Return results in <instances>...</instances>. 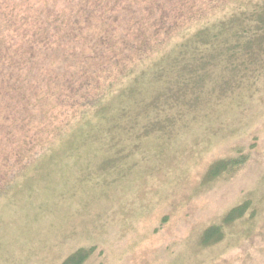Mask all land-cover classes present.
<instances>
[{"label":"rangeland","instance_id":"obj_1","mask_svg":"<svg viewBox=\"0 0 264 264\" xmlns=\"http://www.w3.org/2000/svg\"><path fill=\"white\" fill-rule=\"evenodd\" d=\"M259 1L187 28L178 0H0V264H264V43L233 64L179 52ZM135 2L147 45L123 14L108 39L104 10Z\"/></svg>","mask_w":264,"mask_h":264},{"label":"trees","instance_id":"obj_2","mask_svg":"<svg viewBox=\"0 0 264 264\" xmlns=\"http://www.w3.org/2000/svg\"><path fill=\"white\" fill-rule=\"evenodd\" d=\"M110 1V0H109ZM180 5V11H179V16L177 17V19L175 21L172 22V24L170 26H173V24L178 25V26H182L184 25V23L179 24L181 21H179V19L182 18V16H187L188 19V25L190 23V21L192 20H197L198 22L200 19H203L206 16V11L207 10H213L215 8H219L222 4L224 6L229 5L230 2L233 1H237V0H203L201 2H199V0H191V2H187L184 3L182 2V0H178ZM143 2V0H142ZM141 2V3H142ZM171 0H154V3L157 4L158 6H162L164 7L165 3H168L170 6ZM134 4H138V3H133L130 4V6L127 7H123L121 10L119 11H115V13H112L114 10H117L119 8H106L103 12L104 14V19L99 23V28L104 30L106 32V37L108 38L109 35L107 36L108 33H110L109 30L110 27L108 28V23H116L118 22V20L121 18L122 14H123V19L121 24L124 25V18L127 19L129 22L128 24L125 25H129L131 20H133V18L139 22V29H137V31L139 32L140 36L139 37H143L144 42L142 43L143 45H147L146 44V37L145 35L147 34V28L144 26L145 24V17L143 14H138L137 10L132 9V5ZM164 4V5H162ZM203 11V12H201ZM147 14H149V12L147 11ZM145 14V16L147 15ZM208 15V14H207ZM28 20V16H25ZM164 19H166L168 17V13L164 12L163 14ZM196 18V19H195ZM216 24L211 23V24H204L202 27H199L200 29L198 30L197 33V37H199L198 43H196L197 45H201L200 48L196 49L194 48L193 44H191L190 40L186 41L182 44L179 45V47H185L184 50L180 49V55L183 56L185 53H187L188 55V51L190 49L191 52H195L200 54V59L203 58V56L205 55L203 52V48L202 46L205 45L210 53L211 58H208L209 55L206 53V58H208L211 62L212 59L214 58H219L222 59V61L224 62H229L231 64H233L235 61L239 62V61H243L242 59L244 58H249V57H254V53L258 50V49H262V45L264 43V0H260L259 2H257L254 6L246 8L244 10H242L240 13H236L234 14V17L232 19H224L221 18L220 20L218 19L217 21H215ZM164 24H168V22H164ZM227 24L230 25V31H232L230 34L227 35H223L226 34L225 31V27ZM42 25H44V23L42 22ZM215 25H218V31L220 32H214L213 29L215 28ZM169 27V25H168ZM48 27H44V29H47ZM186 28V29H187ZM52 31H54L53 28H50ZM182 29L181 31L186 30L185 27L184 28H180ZM190 30V29H189ZM115 31H112V33ZM46 36V40L49 39L51 37V34L48 32H46L45 34ZM104 36V37H105ZM193 37V36H192ZM203 37H205V39L203 40ZM109 39V38H108ZM190 39V38H189ZM214 41L223 44L222 46H219L218 48L214 47L216 45H219L218 43H215ZM44 42V41H43ZM46 42V41H45ZM49 43V42H47ZM142 45V46H143ZM209 45H213V46H209ZM0 46H2V42H0ZM178 47V48H179ZM44 51H45V55H48L50 57L56 58L57 57V52H60V49L56 48H52L49 44H46L44 46ZM216 49L213 52L211 51L212 49ZM263 50V49H262ZM68 53V52H67ZM65 55H68V54ZM33 55V54H32ZM253 55V56H252ZM28 62H31L30 65H27ZM38 65V63L34 64V62H32L31 58H29L28 60L25 59V67H29L34 68ZM74 65V63L72 64ZM38 67H36L35 69H37ZM39 72H35L33 73L32 76H36ZM189 73H192L191 71H189ZM33 78V77H32ZM32 83V82H31ZM51 83L49 82L46 84V89L43 91L41 90L40 93H42L43 96V100L45 102L48 101L50 99V92L51 90ZM83 86V85H82ZM25 88H29V91L31 92V90L35 89L30 83L26 84L25 83ZM39 95V93H37ZM85 103V102H83ZM94 102H92L93 104ZM249 207V202L244 203L242 206H240L239 208H233L231 209L227 215L225 216L224 222L228 223L234 219H236L237 217H241L244 214V211L246 209H248ZM218 227L222 228V226L218 225ZM216 227V228H218ZM215 226H212L210 228L207 229L206 234H205V238L206 240H209L211 237L210 232L213 231L214 229H216ZM220 229L218 228V231ZM224 237V232H220V235L211 238L213 240H211L212 242H219L222 240V238ZM75 256L73 257H69L66 262L64 264H70L73 260H74Z\"/></svg>","mask_w":264,"mask_h":264}]
</instances>
